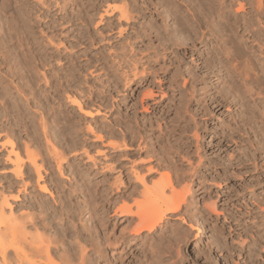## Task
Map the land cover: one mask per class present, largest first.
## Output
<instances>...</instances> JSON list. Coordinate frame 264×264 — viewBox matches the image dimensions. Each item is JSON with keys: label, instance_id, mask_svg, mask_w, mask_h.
Masks as SVG:
<instances>
[{"label": "bare ground", "instance_id": "obj_1", "mask_svg": "<svg viewBox=\"0 0 264 264\" xmlns=\"http://www.w3.org/2000/svg\"><path fill=\"white\" fill-rule=\"evenodd\" d=\"M35 1L38 3L36 8H39V10L43 9V13L45 11L50 13L52 10H58L57 12L62 14L61 19H53V23L55 24L53 27L57 24L62 25L64 22L75 24L76 20L80 21L81 24L85 23L83 26L88 27L90 26L89 24H93L95 22V16L98 15V23H101L103 20L107 21L105 22V25H107V30L109 31L108 33L111 32L108 34L110 36L116 30L117 36L121 37L125 29L127 30L128 28H132L136 14H138L134 8L135 4L133 5L131 0H120V5H118V3L117 5H113V3H111L112 1L115 2L118 0H91V2L88 1V9L87 6H83V4L86 3L82 2L83 0ZM141 1L143 3L142 8L150 11L149 14L151 16V20H149L147 26L142 27L140 30H136L134 28V31H136V35L139 36V38H142V40L144 37L151 38L154 36L152 33H155L159 43L156 46L148 47L146 50L151 49V51L145 55H142L141 52L137 58L133 55H127L124 52H114V55H109L112 58L110 68L114 71H121L120 76L117 78L120 81H117L116 79L114 84L115 86L121 84L122 87L127 90L128 88L131 89L136 83L142 84L143 82H146L149 77L153 78V74L158 71H163L164 74L167 70V65L165 63L167 60H171L170 55L172 53L173 55L175 54L174 57L176 58L177 51L179 52L182 50V52L186 53L190 50L191 53L196 54L198 60H201L200 65L196 64L197 67L200 66V68H204L207 76L212 74L223 82L222 84L218 81L216 88L219 91L225 90L230 93L234 99L237 98L241 108L244 106L242 96L243 93H248L250 97L254 94L258 95L263 106L262 115L264 114V93H262V91L264 92V0H246L245 2L243 0H236L238 7L234 9H232L233 2H235L234 0H181V2L184 3V9L181 7L182 3L180 2L181 4H179L178 2L180 0ZM7 2L8 0H2L4 6H6ZM14 4H16V2ZM246 4H248V10L245 7ZM74 8L77 10H73ZM54 14L56 15V13ZM69 15L71 16L66 18ZM158 16L162 17V19L160 17L157 19ZM27 17V11L24 9L13 12L10 18L1 19L2 17L0 16V68L4 67L7 62H12V59L14 61L17 59L16 64L18 69L22 70V77L26 79V83L28 85L29 90H25L29 92V96L32 95L30 99L25 97L27 96L26 94L25 96L23 95L24 100L27 104L31 102H33V104L37 103L39 107L38 109L41 108L38 117L39 119L36 123L38 124L37 126L40 127H38V130L40 129L39 131L41 132L42 137H44L43 140L46 144L44 148L46 149V155H48V157H45L46 155H42L44 153L41 154V149H37V152L31 151L32 148H29V145H27L26 142L24 144L25 148H23L24 152H21L19 144L15 143V140L13 142V140L9 137H6L7 135L3 136L4 139L0 136V151H5V154H2L3 156L0 157L2 158L4 164L11 166L10 169L6 171H9L10 174L12 173L15 177L22 178L24 173L23 170H25V174L28 179H31L33 175H36V179H39L42 178L41 170L44 165L51 168V160H53L52 162H55L56 169L58 168L60 171L62 162L67 161L65 160L66 157L61 150L59 151L58 149L57 151L55 145L52 144L53 140L58 139L57 141H60V135H62L64 131L63 125H61V118L65 117L64 111L62 110L63 77L59 71L62 66V59H60V52L62 51L60 48L62 44H60L61 42L55 41L54 37L56 34L53 30L50 31L49 34L47 31H44L43 28L41 29V27L38 29L42 38L41 41H36L35 39L37 37L33 39L32 42L28 41L27 36H31V34L35 32L33 31L34 28H38V26L35 24H28ZM167 18L172 21V25L166 21ZM97 27L98 25L96 26V29ZM99 33L102 34V31ZM83 37L89 39L91 44H96V38L93 37V35L91 36L90 33L76 36L79 42ZM111 38L113 37H109L107 41ZM102 40H105V38H102ZM164 41L166 43H164ZM11 44L15 45L13 50L9 48V45ZM31 44L39 46L42 45L45 51H40L39 49H36L37 46L33 47ZM197 44H201V47H198ZM51 47H53L54 51L52 53H48L47 50L46 52V48ZM23 49H27V52L29 53H22V51H24ZM13 53L15 55H13ZM19 54L20 56L18 57ZM29 54L33 57V61L30 60L31 57L27 58V55ZM103 57L105 56H100V58ZM34 61L35 63H33ZM36 62L40 63L43 68L40 73L37 72V70L34 71L37 65H39L38 63L36 64ZM140 67L141 69H139ZM8 68L10 67H7V72L11 71V68ZM12 71V74L14 75L18 72H14L13 69ZM50 72L52 74L49 76ZM190 75L192 74L190 73ZM39 76L42 77L45 85L48 84V88H42V86L38 84ZM177 76L178 75H172L169 79V86H173L172 89H176L179 94L177 101H174L173 95H169L167 98L170 99V103L167 102L164 104V96H166L164 92L166 91L163 92V89L159 90V95H157L158 93L152 88L143 92V96L140 99L141 104L144 99L151 100L152 103L149 107L152 109V112H157L155 110L158 108V111L161 112V114L157 112L159 113V116H154L153 120L147 117V120L141 122L140 120L135 121L118 119L119 123L117 122L116 124H123L124 132L121 128L120 129L124 134L123 136L121 135L122 137H120L119 134L118 138L115 131L108 130V137H110V139L107 140L106 146L109 148V151L106 153H101L100 150H96L95 154H91L90 150L86 147H82V153L85 155L86 160L91 162L93 166L101 162V160L99 161L97 157L102 154L103 160H105L102 161L101 165L103 166H99V169H105L103 177L106 179V182H108L105 188L103 204L97 205L99 202L97 195L100 189L96 187L94 189L92 188L91 193L87 194L88 200H86V206H84L87 207V204L89 205L86 210L88 213V220L90 219L91 222L88 226L84 225V232L81 230L82 228L79 229L77 224L72 222L73 219L76 218L77 213H79L80 210L82 211V209L67 204L69 200L68 197L70 196L69 194L68 197L67 193L66 197L60 196L59 210L57 207L46 203L41 197H39L40 199L33 198L34 200H32L31 197L32 201L30 200V204L27 206L29 207L28 211L22 212L21 209L20 214L15 215L12 211H8L9 213L4 212V207L10 205L8 199L9 196L0 190V264H123L124 261H122L123 258L122 254L120 255V251L123 250L125 245L126 247L131 248L132 245L137 243V240L135 239H142L141 241L146 240V242L143 241L144 243L142 244L144 245V248H149L153 252L156 245L153 247L152 243L148 242V240L150 241L152 238L158 236V234H162L164 229L167 227L166 225L169 224L170 219L173 218L185 222L187 221V217L190 223H186L193 229H195L196 225L200 224L199 220H194L195 218H193L195 215H198L200 211H197L194 207L193 209L190 204L191 201H188V195L192 190L193 177L194 175L196 177L198 166L197 169L196 167H192L193 163L191 164L189 161L190 159H188V157L185 158L181 152V149H183L182 145H189L186 141V137L183 135L181 136V133H188L189 125L185 121L186 117H183L186 112L181 113L180 110L182 108V110H184V107H186L183 106L184 103L186 104L190 100L196 99L191 96L195 90L194 86H191V83L189 80L185 79V77L182 79L183 83L181 82L182 84H179L177 82ZM193 76L195 77L194 74ZM191 77L190 80L193 81ZM19 78L20 77L17 79V84L15 83L16 85L13 83V89L16 90L18 96H21L24 85L20 83V80L23 78ZM231 79L236 82L235 87L232 86L233 81ZM150 83L153 85V82ZM4 88H6V86H3V89ZM200 89H203V86H200ZM49 92H51V95ZM157 96H159V99ZM209 100L210 105L208 108H210L211 105L213 106V110L211 111H214V109L221 105V102L217 98H214L213 95L212 97L210 95ZM252 100L253 103H255L256 99ZM66 101L76 105L78 110L86 115L90 116L94 112H91V109L84 110V106H82L83 103L81 104L78 98L74 95H66ZM171 102L173 104H171ZM171 105L173 107L174 117L171 116V118H169L167 113L171 110ZM141 106L143 107V110H148L147 107H144L145 105ZM206 109L207 107L204 110ZM257 110L260 111L258 108ZM98 112L99 110H96V113ZM32 116L33 115H31L29 119L30 124H32L34 120H31ZM50 117L52 118V122H50L54 123V125L48 122ZM178 117H182V119L180 121H176ZM248 117L249 116H247V118ZM255 120L256 116L253 115L248 118L247 125H249L248 128L251 131H253L256 124H258ZM242 121L246 124L244 118ZM37 126L32 124V127L34 128L32 130L36 134ZM73 126L71 125L70 127L72 128ZM256 127L258 128L259 125ZM86 129L91 131L90 125L89 128ZM197 130V128L192 130V137H194L195 140L199 137ZM176 131L179 132L177 136L178 139L173 138L174 135H176ZM30 132L33 133L32 131ZM65 132L63 134H65ZM127 136L130 143L125 140V137ZM171 138L173 139L171 140ZM97 139L101 140L102 137L98 135ZM31 141L30 142L33 146L40 147V141L37 136L33 138L31 137ZM72 151L73 150H71V152ZM172 151H175L178 158L184 159L187 163H189L188 166L192 167L191 169L193 170H190V172H192L187 177L183 175L175 181L171 178V175L169 174L170 171H166L168 169L170 170L169 166L168 169L163 172H159L160 168L158 169L154 164H152L154 157H156L158 153H161L166 158ZM132 156H135V159H132ZM126 164L129 165L125 166ZM169 164L171 165V162ZM115 172H117L116 177L114 176ZM190 172H188V174ZM155 174L157 176L152 179L151 177ZM51 179L53 180V178ZM36 182L37 183L35 184L39 185L38 188L41 191H47V186L44 185L45 183L43 181V185H40L37 180ZM57 182H59V180ZM20 183L22 185L23 192L26 191L27 181H25V179H20ZM85 184L86 182L80 184L83 186V192L91 185V183L89 186H85ZM72 189V192H75L74 188ZM82 190L80 187V191ZM86 192H88V190ZM18 193H20L19 188L15 194L10 192L9 195L10 197L11 195H14L13 199L18 200ZM67 198L68 200H66ZM195 198H197V196ZM118 201H120L121 204L115 206L113 213H115L118 217H125L124 221H127V224L124 227L121 224L122 228L119 227V233L116 234L113 228L110 230L107 229V220L105 219V215L110 213V206L116 205ZM193 203L196 202L194 201ZM205 206H208V208L212 211H215L214 201L210 204H206ZM99 207L102 209V215L98 213L100 210ZM35 209L37 212H35ZM58 213L72 219V227L67 225L65 226V223L61 229L57 227L58 225L54 226L53 221L54 219L59 218L57 217ZM79 215H81V213H79ZM49 218L51 219L49 220ZM59 221L62 222V220ZM77 221H79V219ZM48 226L53 229V232H50L51 229L47 232ZM114 226L117 225L113 224V227ZM171 231L177 233L173 230V228ZM65 236H70V240L73 238V243H64ZM93 237L95 240H93ZM87 240H89L90 243L88 242L87 244ZM83 243L89 245V248ZM99 245L103 246L104 250L111 251V255L109 256V254H106L105 257H108L105 258L103 262H100L99 260L103 257ZM119 248L122 249L119 250ZM143 258L145 257L143 256ZM154 259L155 258L153 257V260ZM146 264L151 263L146 261Z\"/></svg>", "mask_w": 264, "mask_h": 264}, {"label": "rangeland", "instance_id": "obj_2", "mask_svg": "<svg viewBox=\"0 0 264 264\" xmlns=\"http://www.w3.org/2000/svg\"><path fill=\"white\" fill-rule=\"evenodd\" d=\"M88 1L91 2V0L82 1L86 2L83 4V6H87V9L89 7ZM234 1L235 2H233L232 9L238 7L236 0ZM243 1L245 2L246 0ZM8 2L6 3V6H4L2 0H0L1 19L10 18L13 12L24 9L27 11L28 24H35L38 26V28H34L33 31L35 32H33L31 36H27L28 41L32 42V40L36 37V41H41L42 38L38 30L41 27V29L43 28V30L47 31L48 33L53 30V32L56 34L54 37L55 41L61 42L60 44H62L60 48V50H62L60 52V59H62L61 61L63 63L61 62L62 66L61 70L59 71L63 77L62 107L64 109L62 108V110L64 111L65 117L61 118V125H63L64 128L63 133L65 131L66 132L65 134L62 133V135H60V141H57L58 139L53 140L52 144L55 145L57 151L58 149L59 151L61 150V152L66 157L65 160L67 161L62 162L60 171L58 168L56 169L55 162H52L53 160H51V168L47 165H44L43 169H45L41 170L42 178L36 179V175H33L31 179H28L26 177L25 170H23L24 173L22 178H17L12 173L10 174L9 171H6L9 170L11 166L4 164L2 158L0 157V190L9 196L8 199L10 204L9 206L4 207V212L9 213L8 211H12L15 213V215L20 214L21 209L22 212H27L29 209L27 206L30 204L31 197L32 200L41 197L46 203L57 207L59 210L60 196L66 197L67 193V197L70 195L68 197L69 200L68 198L66 199L68 202L70 201L69 203L67 202V204L74 207L76 206L79 209L81 208L82 211H79L81 215L77 213L78 216L76 215V218H74L76 220L73 219L72 221V219L58 213L57 217L59 218L54 219V226L58 225L57 227L61 229L65 223V226L67 225L72 227L71 223L73 222L77 224L79 229L82 228L81 230H83L84 225H90L91 220H88V213L86 210L89 205L87 204V207H85L86 200H88L87 194L91 193L92 188L94 189L96 187L100 189L97 195L99 199L97 205L103 204L105 188L108 182H106V179L103 177L105 169H99V166H103L101 165L102 161L105 160H103L102 154L97 157L99 161L101 160V162L93 166L91 162L86 160L85 155L82 153V147H86L88 150H90L91 154H95L96 150H100L101 153H106L109 151V148L106 146L107 140L110 139V137H108V130L115 131L118 138L119 134L120 137H122L124 134L123 124L121 123L122 126L121 124H116L117 122L119 123L118 119L135 121L140 120L141 122L147 120L148 118L153 120L154 116H159V113L161 114V112L158 111V108L155 111L159 113L154 111L153 113L152 109L149 107L152 103L151 100L144 99L143 103L141 104L140 99L143 96V92L152 88L158 93L157 95H159V90L163 89V92L166 91L164 92L166 95L164 96V104L167 102L170 103V99L167 98L169 95H173L174 101H177L179 94L177 93L176 89H172L173 86H169V79L172 75H178L177 82L179 84L183 83L182 79L185 77V79L189 80L191 86H194L195 90L191 96L196 99H192L186 104L184 103L183 106L186 107H184V110H182L183 108L181 109L182 111L180 110L181 113L186 112L185 114L183 113V117H186L185 121L189 125L188 133H181V136L183 135L186 137V141L189 145H182L183 149L180 148L182 151L180 149L179 150L182 152L185 158L188 157V159H190V163H193L192 167H196L197 169L198 166L196 177L198 178L199 176V178L197 179L195 175L193 177L192 190L188 195V201H191L190 204L192 208L194 207L197 211H200L198 215L193 217L195 218L194 220H199L200 224L196 225L195 229H193L189 226V224H187L190 223L187 217V221L185 222L178 219H170L171 221L169 220V224L166 225L167 227L165 226L166 228L162 234H158V236L152 238L150 241L148 240V242L152 243L153 247L156 245L153 252L149 248H146L147 250L144 248V245L142 244L144 243L143 241L146 242V240L141 241L142 239H135L137 240V243L132 245L131 248L126 247V245L124 248L122 247L123 250H121L122 248H119V250H121L120 255L122 254L123 258L122 261H124L123 264H143L144 261V264H146V261L151 264H264V114L262 115L263 106L259 99L260 97L255 94L250 97L248 93H243L242 96L244 106L241 108L237 98L234 99L230 93L226 92L225 90L219 91L216 88L218 81L219 83L223 84L220 79L212 74L207 76L206 70L204 68L196 66V64H201V60H198L196 54L191 53L190 50L186 53L182 52V50L179 52L177 51L176 58L174 57L175 54L173 55L172 53L170 55L171 60H167L165 63L167 65V70L164 74L163 71H158L153 74V78L149 77L146 82H143L142 84L136 83L131 89L128 88L127 90L122 87L121 84L115 86L114 84L116 79L120 76L121 71H114L112 68H110L112 58L109 55H114V52H124L127 55H133L135 58H137L141 52L142 55L149 53L151 49L146 50L148 47L156 46L159 43L155 33H152L154 36L151 38L144 37L142 40V38H139V36L136 35V31H134V28L136 30H140L142 27L147 26L149 20H151V16L149 14L150 11L142 8L143 3L141 0H131L133 5L135 4L134 8L138 14H136L134 24H132L133 29H125L121 37L117 36L116 30L111 36L108 35L111 32L108 33L109 31L107 30V25H105V22L107 21L103 20L101 23H98V15L95 16V22L93 24H89L90 26L88 27L83 26L85 23L81 24V22L78 20H76L77 22L75 21V24L64 22L62 25L57 24L55 27H53L55 25L53 23V19H61L62 17V14L57 12L58 10H52L50 13L45 11L43 13V9L39 10V8H36L38 3L35 0H8ZM15 2L16 4H14ZM178 2L179 4L182 3L181 7L184 9V3L181 2V0ZM111 3H113V5H117V3L120 5L121 1H112ZM245 7L248 10V4H246ZM75 8L73 10L76 11L77 9ZM54 13H56V15ZM70 16L71 15L66 18H69ZM159 17L160 16H158L157 19ZM160 18L162 19V17ZM166 21L172 25V21H170L168 18ZM97 25L98 27L96 29ZM100 31H102V34L99 33ZM85 33H90L91 36L93 35V37L96 38L95 45L91 44L89 39L85 38L86 36L81 38L80 42L77 40L76 36ZM109 37L113 38L107 41ZM102 38H105V40H102ZM164 43L166 42L164 41ZM31 45L33 47L37 46L36 49H39L40 51H45L42 45ZM197 46L201 47V44H197ZM9 48L13 50L15 45L11 44L9 45ZM23 50L24 51H22V53H29L27 52V49ZM47 50L48 53H52L54 51L53 47L46 48V52ZM14 53L13 55L17 54ZM102 55L105 57L100 58ZM19 56L20 54L18 57ZM30 57V60L33 61L31 54L27 55V58ZM12 62L9 61L4 67L0 68V77L2 79H0V131H2L0 133L3 134H0V136L2 139H4L3 136L7 135L6 137H9L11 140H13V142L15 140V143L19 144L21 152L23 151V148H25L24 144L26 142V144L29 145V148H32L31 151L37 152V149H41V154L44 153L42 155H46L47 152L44 148L46 146L44 143L45 141L43 140L44 137H42V134L39 131L40 129L38 130L39 126H37L38 124L36 123L38 122L37 120L39 119L38 117L41 108L38 109L39 107L37 103H34V105L33 102H31L28 103V105L24 100L25 94L27 95L25 97L29 99L32 95L30 94L31 96H29V92L25 90L28 89V85L26 83V79L22 77V70L18 69L16 64L17 59L16 61L12 59ZM33 63H35V61ZM37 63L38 62H36V64ZM38 64L39 65H37L34 71L37 70V72L40 73L43 68L41 67L40 63ZM8 66L11 68V71L7 72ZM12 69L14 72L18 71L16 75L12 74ZM139 69H141V67ZM190 73L192 75H190ZM50 74L52 73L50 72L49 76ZM18 77H20L19 79L23 78L20 80V83L24 85V88H22L23 91L21 89L22 93L24 94L21 93V96H18L16 90L13 89V83L17 84ZM190 77L193 81L190 80ZM22 80L25 81L23 82ZM231 80L233 81L232 86L235 87L236 82L233 79ZM117 81L120 80L117 79ZM150 82H153V85ZM38 84L41 85L42 88H48V84L45 85L41 76H39ZM3 86H6V88L3 89ZM200 86H203V89H200ZM262 93L264 92L262 91ZM49 94L51 95V92H49ZM66 95L76 96L81 104L83 103L82 106H84V110L91 109V112L94 111L92 114L93 116H89L80 112L76 105L66 101ZM210 95L211 97L213 95L214 98H217L221 102V105L214 109V111H211L213 110L212 105L210 106L211 109L208 108L210 105ZM157 98L159 99V96H157ZM252 99H256L255 103H253ZM171 104L173 103L171 102ZM141 105H145L144 107H147L148 110H143ZM206 107L207 109L204 110ZM170 108L171 112L169 111V113H167L169 118H171V116L174 117L172 105ZM257 108L260 111H258ZM96 110H99V112L96 113ZM30 113L33 115L31 120H35V123L33 120L32 124L37 126V134L34 133L32 130L34 128L32 127V124L29 123L31 116ZM252 115L256 116L255 121L258 122L256 126L259 125L258 128L255 126L253 131H251L248 128L249 125H247L248 118ZM247 116L249 117L247 118ZM50 118L49 120L47 119L49 123L52 122V118ZM243 118L246 121V124H244L245 122L243 123ZM181 119L182 117H178L176 121H180ZM24 120L26 124L24 123ZM51 124L54 125V123ZM69 124L72 126L74 125V128L72 127V129L70 127L71 125ZM89 125L91 131L86 129L89 128ZM192 128L198 129L197 132L199 137L196 139L197 141L194 137H192ZM177 132L178 131L175 132L176 135H174L173 138L178 139L177 136L179 132ZM35 135L40 141V147H36L31 144V137H36ZM98 135L102 137L101 140L97 139ZM173 138H171V140ZM125 140L130 143V141H128V136L125 137ZM71 150L73 151L71 152ZM4 152V150H1L0 156H3L5 154ZM185 154L188 155L186 156ZM45 157H48V155ZM131 158L135 159V156H132ZM168 162H171V165ZM152 164H154L158 169L160 168L159 172H163L164 170L168 169L169 166L170 170L168 169L166 171H170L169 174L174 181L179 179V177L181 178L183 175L187 177L193 171L191 169L192 167L188 166L189 163H187L184 159L177 157L175 151L169 153L168 157L166 158L161 153H158L157 156L154 157ZM128 165L126 164L125 166ZM190 170L192 171L190 172ZM187 171L190 173L188 174ZM114 174L113 175L116 177L117 172ZM155 176L157 175L155 174L151 178L154 179ZM51 178H53V180ZM20 179H25V181H27V190L24 192L20 183ZM36 180L40 185L45 183L44 185L47 186L46 192H43L38 188L39 185L35 184L37 183ZM58 180L59 182H57ZM42 181L44 183H42ZM84 182H86L85 186H89L90 183L91 185L88 188L85 187L86 190L83 192V186L80 184ZM79 186L81 187L82 191H80ZM18 188L20 189V193H18L19 199L15 200L13 199L14 195H11L10 197L9 194L10 192L15 194ZM72 188H74L75 192H72ZM87 190L88 192H86ZM196 196L197 198H195ZM193 200L196 203H193ZM213 201L215 202V211H212L210 208H208V206H205L206 204H210ZM119 204H121L120 201H118L114 206L111 205L110 213L105 215V219L107 220V229L110 230L113 228L116 234L119 233V230L122 228V226L124 227L127 224V221H124L125 217H118L115 213H113V209ZM99 209L100 210L98 213L102 215V209L100 207ZM35 212H37V210ZM50 219L51 218H49V220ZM78 219L79 221H77ZM59 220H62V222ZM113 224H116L117 226L113 227ZM172 228L177 233L171 231ZM49 230L50 232H53V229L48 226L47 232H49ZM72 239L70 240V236H65L64 243H73ZM93 240H95L94 237ZM88 242L90 243L89 240H87V244ZM83 244L85 246L87 245L86 243ZM87 247L89 248V245H87ZM99 248L103 256L99 260L100 262H103L105 258L108 257H105L106 254H109V256L111 255V251L104 250L103 246L100 245ZM143 256L145 258H143ZM153 257L156 260H153Z\"/></svg>", "mask_w": 264, "mask_h": 264}]
</instances>
